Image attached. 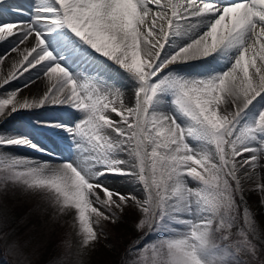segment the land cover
<instances>
[{"label": "snow or ice", "instance_id": "snow-or-ice-1", "mask_svg": "<svg viewBox=\"0 0 264 264\" xmlns=\"http://www.w3.org/2000/svg\"><path fill=\"white\" fill-rule=\"evenodd\" d=\"M0 46L11 264H264V0H0Z\"/></svg>", "mask_w": 264, "mask_h": 264}, {"label": "rangeland", "instance_id": "rangeland-1", "mask_svg": "<svg viewBox=\"0 0 264 264\" xmlns=\"http://www.w3.org/2000/svg\"><path fill=\"white\" fill-rule=\"evenodd\" d=\"M17 19H23L21 17H17ZM43 111V109L39 110ZM33 205L31 203H26L24 205L23 211H18L17 216L19 218H23L27 212L31 209ZM259 211L264 212V209H259ZM32 217H29L28 220L24 221V224L21 225V227L26 231L27 229L24 228L25 224H28V221L31 220ZM130 222V221H129ZM131 223H121L116 225L109 224L107 231V236H101L99 242L96 245L95 250L93 253L86 258V264H117L118 259L116 258V255L118 254V251L123 249V243L127 242L126 238L131 230ZM68 230V226L65 225L63 229H60L59 234L53 239L52 243L48 244L47 251L45 252V259L46 256L50 254V252L53 250V247L55 244H58L60 242V237L63 235L65 231ZM111 235V237H110ZM120 242L121 248L117 247V243ZM0 249V253H1ZM2 257L4 258V261H8V264H11L12 257L7 255L5 251H2Z\"/></svg>", "mask_w": 264, "mask_h": 264}, {"label": "trees", "instance_id": "trees-1", "mask_svg": "<svg viewBox=\"0 0 264 264\" xmlns=\"http://www.w3.org/2000/svg\"><path fill=\"white\" fill-rule=\"evenodd\" d=\"M129 223H130V222H128V224H129ZM120 224H121V223H120ZM130 226H131V225H130ZM130 228H131V227H130ZM110 237H111V235H110ZM125 243H126V242H125ZM123 244H124V243H123ZM116 245H117L118 248H121V245H122V244H121L120 242H118ZM2 251H3V250H1V253H0V254H2ZM120 251H122V249H121ZM120 251H118V254L116 255V258H117L118 260H119V252H120ZM52 252H53V250L50 252L49 255H51ZM1 256H2V255H0V257H1Z\"/></svg>", "mask_w": 264, "mask_h": 264}, {"label": "bare ground", "instance_id": "bare-ground-1", "mask_svg": "<svg viewBox=\"0 0 264 264\" xmlns=\"http://www.w3.org/2000/svg\"><path fill=\"white\" fill-rule=\"evenodd\" d=\"M3 51H4L3 47L0 46V54H3ZM5 70H6V69H5ZM18 83H19L18 81H14L13 84L10 85L9 87L15 86V85L18 84ZM33 87H35V86H33Z\"/></svg>", "mask_w": 264, "mask_h": 264}]
</instances>
